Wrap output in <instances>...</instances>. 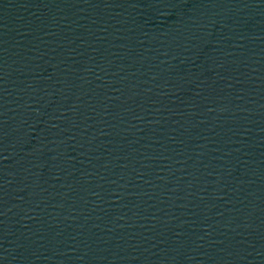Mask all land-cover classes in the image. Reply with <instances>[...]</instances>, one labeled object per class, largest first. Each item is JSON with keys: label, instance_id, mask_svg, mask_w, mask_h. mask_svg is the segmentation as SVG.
Returning <instances> with one entry per match:
<instances>
[{"label": "water", "instance_id": "water-1", "mask_svg": "<svg viewBox=\"0 0 264 264\" xmlns=\"http://www.w3.org/2000/svg\"><path fill=\"white\" fill-rule=\"evenodd\" d=\"M0 264H264V0H0Z\"/></svg>", "mask_w": 264, "mask_h": 264}]
</instances>
